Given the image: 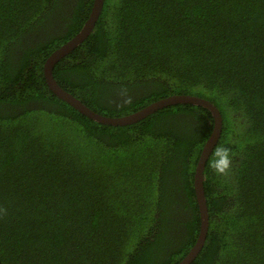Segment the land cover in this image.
<instances>
[{
    "label": "trees",
    "instance_id": "trees-1",
    "mask_svg": "<svg viewBox=\"0 0 264 264\" xmlns=\"http://www.w3.org/2000/svg\"><path fill=\"white\" fill-rule=\"evenodd\" d=\"M93 1L0 0V264H178L197 241L211 113L184 104L103 125L45 83ZM52 75L110 118L174 95L211 102L222 128L191 264H264V0H103Z\"/></svg>",
    "mask_w": 264,
    "mask_h": 264
},
{
    "label": "water",
    "instance_id": "water-1",
    "mask_svg": "<svg viewBox=\"0 0 264 264\" xmlns=\"http://www.w3.org/2000/svg\"><path fill=\"white\" fill-rule=\"evenodd\" d=\"M102 5H103V0H94L89 17L86 20V22L83 24L81 30L75 35V37H73L71 40L66 42L60 48L55 50L45 60L43 65V76L45 79V83L48 89L58 99L67 103L73 109L78 111L80 114L86 116L90 120H93L103 125H111V126L131 125L144 119L145 117L151 114H154L159 110L175 105H184V104L194 105L207 109L211 113L213 118V129L209 138L204 144L199 160L195 167L194 176H193V188H194L195 198L200 215V230L195 245L190 249L186 257L182 259V261L179 263V264H191L198 256L200 250L203 248L208 231V212H207L206 199H205L204 187H203L204 169H205V164L213 148L217 144L221 134L222 119L220 112L211 102L205 99L194 96L174 95L158 100L130 115L119 118H110L95 113L94 111L90 110L86 105H84L80 100L76 99L70 93L63 90L53 78L52 75L53 67L62 57L69 54L80 43H82L91 33L101 12Z\"/></svg>",
    "mask_w": 264,
    "mask_h": 264
},
{
    "label": "clouds",
    "instance_id": "clouds-1",
    "mask_svg": "<svg viewBox=\"0 0 264 264\" xmlns=\"http://www.w3.org/2000/svg\"><path fill=\"white\" fill-rule=\"evenodd\" d=\"M188 253H189V252H188ZM185 257H186V256H185ZM185 257H184V258H185ZM184 258H183V259H184ZM181 261H182V260H181ZM181 261H180V262H181ZM180 262H179V263H180ZM179 263H178V264H179Z\"/></svg>",
    "mask_w": 264,
    "mask_h": 264
}]
</instances>
